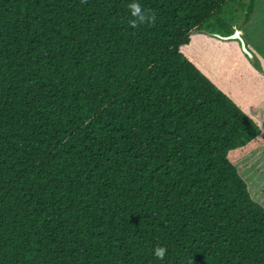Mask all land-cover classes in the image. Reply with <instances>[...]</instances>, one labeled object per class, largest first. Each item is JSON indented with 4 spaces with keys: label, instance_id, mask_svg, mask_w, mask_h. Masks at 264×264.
Segmentation results:
<instances>
[{
    "label": "trees",
    "instance_id": "1",
    "mask_svg": "<svg viewBox=\"0 0 264 264\" xmlns=\"http://www.w3.org/2000/svg\"><path fill=\"white\" fill-rule=\"evenodd\" d=\"M255 4L0 0V264H264L261 122L191 55Z\"/></svg>",
    "mask_w": 264,
    "mask_h": 264
},
{
    "label": "rangeland",
    "instance_id": "2",
    "mask_svg": "<svg viewBox=\"0 0 264 264\" xmlns=\"http://www.w3.org/2000/svg\"><path fill=\"white\" fill-rule=\"evenodd\" d=\"M242 20L240 15L232 27L239 31L251 57L241 53L239 39L216 42L209 34L195 36L191 55L245 110L259 118L264 132V0H256L247 23ZM252 149L249 155L240 157L241 173L253 199L264 206V143Z\"/></svg>",
    "mask_w": 264,
    "mask_h": 264
},
{
    "label": "clouds",
    "instance_id": "3",
    "mask_svg": "<svg viewBox=\"0 0 264 264\" xmlns=\"http://www.w3.org/2000/svg\"><path fill=\"white\" fill-rule=\"evenodd\" d=\"M128 7L131 10L132 17L135 18L131 21V24L134 27L137 26L138 24H143L145 22L154 21L155 19L154 15H149L147 11L142 10L141 5H139L136 2L130 3ZM166 251L167 250L163 247H157L156 249H154V254L157 258L163 259L166 254Z\"/></svg>",
    "mask_w": 264,
    "mask_h": 264
},
{
    "label": "water",
    "instance_id": "4",
    "mask_svg": "<svg viewBox=\"0 0 264 264\" xmlns=\"http://www.w3.org/2000/svg\"><path fill=\"white\" fill-rule=\"evenodd\" d=\"M217 37H220L222 39H233V38H237L240 40L241 42V47H242V50L244 51V53H246L247 55H249V57H251L252 55L249 53V51L247 50V48L245 47V44H244V41L243 39L241 38L240 36V33L238 30H235L232 34L228 35V36H221V35H218L216 34Z\"/></svg>",
    "mask_w": 264,
    "mask_h": 264
}]
</instances>
